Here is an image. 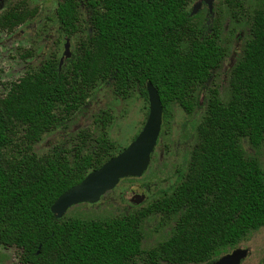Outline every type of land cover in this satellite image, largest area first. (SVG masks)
<instances>
[{"label": "trees", "instance_id": "1", "mask_svg": "<svg viewBox=\"0 0 264 264\" xmlns=\"http://www.w3.org/2000/svg\"><path fill=\"white\" fill-rule=\"evenodd\" d=\"M193 1L59 3L60 31L86 33L77 52L61 69L56 57L29 68L0 94V244L17 248L21 264H212L264 227V169L243 148L244 140L254 150L264 142V8L251 18L250 38L231 72L230 99L223 101L217 87L209 90L197 144L172 192L105 219H58L51 210L59 196L125 148L110 138L114 115L103 110L97 131L79 132L72 148L35 151L100 83L112 81L123 99L138 93L148 102L151 82L164 107L162 130L173 105L188 114L201 105L199 91L227 50L219 21H197ZM225 1L233 8L244 2ZM36 14L25 2L14 4L0 13V32ZM152 214L176 223L168 239L145 250L142 225Z\"/></svg>", "mask_w": 264, "mask_h": 264}, {"label": "rangeland", "instance_id": "2", "mask_svg": "<svg viewBox=\"0 0 264 264\" xmlns=\"http://www.w3.org/2000/svg\"><path fill=\"white\" fill-rule=\"evenodd\" d=\"M60 1L62 0H0V13L22 2L31 9H37L32 20L11 32H0V94L6 93L7 83L18 80L29 68L37 69L50 57L60 60L67 41L71 56L77 52L86 33L80 32L71 37L60 31L56 15ZM197 1L199 0L191 2L189 8H193ZM259 8H264V0H244L242 7L234 8L228 6L225 0H215L213 13L205 5L197 11V21L200 23H209L211 26L216 20L219 21L221 43L227 50L221 67L213 71L206 87L199 91L201 105L191 114L179 105H173L143 176L121 180L96 203H81L71 207L65 215L67 218L105 219L127 215L147 207L152 201L161 198L164 192L174 190L182 173L187 171L191 153L197 144L198 126L205 115L204 100L207 99L209 90L217 87L223 101L230 99L231 72L242 57L244 45L251 34V18ZM83 13L85 22H88L89 15L85 9ZM103 110L114 115L108 128L109 136L122 149L143 128L148 117L149 103L138 93L129 99H123L115 93L112 81L100 83L77 112L43 136L35 145L36 153L48 154L55 147L72 148L78 141L79 132L97 131L95 119ZM243 148L248 154L257 157L264 169V142L254 150L244 140ZM143 193L146 195L143 202L136 204L132 201L134 195ZM175 223V217L168 218L161 214L148 216L142 225L143 248L150 250L168 239ZM237 248L249 249L248 257L241 264H264V227L250 232L227 253ZM18 255L17 248L0 244V264H20Z\"/></svg>", "mask_w": 264, "mask_h": 264}, {"label": "water", "instance_id": "3", "mask_svg": "<svg viewBox=\"0 0 264 264\" xmlns=\"http://www.w3.org/2000/svg\"><path fill=\"white\" fill-rule=\"evenodd\" d=\"M215 0H199L193 7L196 14L205 3L209 12L214 11ZM69 41L65 45L64 55L60 59L59 69L65 58H70ZM149 114L138 135L122 151L108 159L101 167L90 171L78 184L65 191L51 206L56 218H63L68 210L81 203H96L110 190H113L125 178H139L147 171L153 152L158 144L163 126L164 107L156 87L147 83ZM145 194L135 195L132 201L140 204ZM249 255L248 248H237L220 256L212 264H241Z\"/></svg>", "mask_w": 264, "mask_h": 264}, {"label": "flooded vegetation", "instance_id": "4", "mask_svg": "<svg viewBox=\"0 0 264 264\" xmlns=\"http://www.w3.org/2000/svg\"><path fill=\"white\" fill-rule=\"evenodd\" d=\"M62 1H63V0H62ZM60 2H61V1H60ZM60 2H59V3H60ZM196 3H197V2H196ZM58 5H59V4H58ZM204 5L207 6V4L203 3L202 6H204ZM202 6H201V7H202ZM57 7H58V6H57ZM56 10H57V8H56ZM208 10H209V9H208ZM1 13H2V12H1ZM208 24H209V23H208ZM59 29H60V28H59ZM64 34H65V33H64ZM65 45H66V44H65ZM65 59H66V58H65ZM64 62H65V60H64ZM62 66H63V65H62ZM162 127H163V126H162ZM160 134H161V133H160ZM159 138H160V137H159ZM158 141H159V140H158ZM134 196H135V195H134ZM145 196H146V195H145ZM145 198H146V197H145ZM144 200H145V199H144ZM19 262H20V261H19ZM20 264H21V263H20Z\"/></svg>", "mask_w": 264, "mask_h": 264}]
</instances>
